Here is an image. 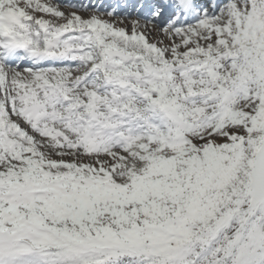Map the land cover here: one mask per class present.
Instances as JSON below:
<instances>
[{
	"label": "snow or ice",
	"instance_id": "1",
	"mask_svg": "<svg viewBox=\"0 0 264 264\" xmlns=\"http://www.w3.org/2000/svg\"><path fill=\"white\" fill-rule=\"evenodd\" d=\"M0 264H264V0H0Z\"/></svg>",
	"mask_w": 264,
	"mask_h": 264
}]
</instances>
